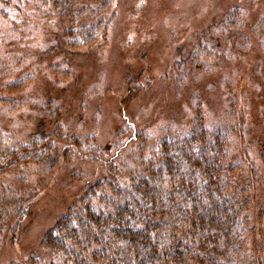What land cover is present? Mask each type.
I'll return each instance as SVG.
<instances>
[{
    "label": "rangeland",
    "instance_id": "rangeland-1",
    "mask_svg": "<svg viewBox=\"0 0 264 264\" xmlns=\"http://www.w3.org/2000/svg\"><path fill=\"white\" fill-rule=\"evenodd\" d=\"M197 130L222 137L240 185L247 165L264 178V0H0V144L35 140L55 158L0 174L23 206L0 264L39 255L105 160L125 181L165 137Z\"/></svg>",
    "mask_w": 264,
    "mask_h": 264
},
{
    "label": "trees",
    "instance_id": "trees-1",
    "mask_svg": "<svg viewBox=\"0 0 264 264\" xmlns=\"http://www.w3.org/2000/svg\"><path fill=\"white\" fill-rule=\"evenodd\" d=\"M99 27L79 33L88 42ZM208 137L202 130L165 137L144 173L125 181L105 160L106 173L87 184L48 229L40 254L22 264H264V237H249L264 228V178L247 165L248 182L240 185L222 137ZM47 150L35 140L24 148L0 144V174L19 172L27 160L53 163ZM260 154L264 159V143ZM21 198L0 190V232L14 213L20 217Z\"/></svg>",
    "mask_w": 264,
    "mask_h": 264
}]
</instances>
